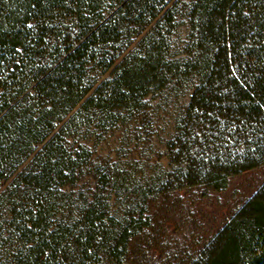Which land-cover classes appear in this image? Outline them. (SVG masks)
<instances>
[{
	"label": "rangeland",
	"instance_id": "rangeland-1",
	"mask_svg": "<svg viewBox=\"0 0 264 264\" xmlns=\"http://www.w3.org/2000/svg\"><path fill=\"white\" fill-rule=\"evenodd\" d=\"M190 1H155L163 11L148 24L131 14L116 17L113 38L82 52V101L54 124L44 143L33 146L21 165L19 154L4 164L0 264H193L264 185V164L230 176L223 189L189 185L182 171L190 153L208 144L196 137L202 126L189 115L199 78L172 68L187 57L184 3ZM112 4L109 9L115 12L122 6L117 0ZM60 19L43 32L34 51L33 60L42 69L56 67L78 41L67 35L78 33L79 25L69 16ZM157 31L164 37L158 49L173 69L168 79L157 80L145 89L150 90L147 96L141 90L129 101L93 99L114 70L140 58L145 38ZM18 79L25 94L37 96L31 75ZM50 140L58 164L48 182L40 181L46 186L40 189L31 173ZM98 215L105 219L96 228L92 220ZM32 219L38 227H32Z\"/></svg>",
	"mask_w": 264,
	"mask_h": 264
},
{
	"label": "trees",
	"instance_id": "trees-1",
	"mask_svg": "<svg viewBox=\"0 0 264 264\" xmlns=\"http://www.w3.org/2000/svg\"><path fill=\"white\" fill-rule=\"evenodd\" d=\"M117 1L122 6L115 12L108 5L115 0H0V180L7 176L6 160L19 154L21 165L34 152L33 146L44 143L54 124L82 101L78 83L82 52L113 38L116 17L131 14L148 24L163 11L155 7L157 0ZM184 4L189 22L187 57L172 68L199 78L189 115L202 126L196 137L208 139V144L190 153L182 171L189 185L223 189L230 176L264 164V0ZM61 16L79 25L78 33L67 35L78 41L65 50L56 67L42 69L33 60L34 51L43 32L54 29ZM163 38L161 31L147 36L140 58L126 60L114 70L93 99L109 104L118 97L129 101L157 80H167L173 69L158 49ZM24 73L36 82L37 96L25 94L18 84ZM142 93L147 96L150 90ZM52 148L50 140L37 154L43 160L31 173L40 189L46 188L40 181L48 182L58 164L59 155ZM104 219L98 215L92 225L99 228ZM31 225L38 227L34 219ZM193 264H264V185Z\"/></svg>",
	"mask_w": 264,
	"mask_h": 264
}]
</instances>
